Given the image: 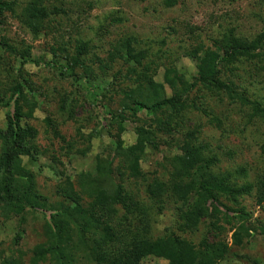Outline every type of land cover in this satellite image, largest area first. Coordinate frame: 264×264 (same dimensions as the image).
<instances>
[{"label": "trees", "instance_id": "trees-1", "mask_svg": "<svg viewBox=\"0 0 264 264\" xmlns=\"http://www.w3.org/2000/svg\"><path fill=\"white\" fill-rule=\"evenodd\" d=\"M164 1L167 8L178 4V0ZM47 4L46 0L0 1V24L4 25L9 14L35 40L63 31V18L60 17L63 15L67 18V11L51 8ZM112 21L118 23L120 20ZM74 26L72 24L69 29L74 30ZM59 40H56V46L51 47V61L42 59L43 64L55 69L59 84L70 82L81 88L86 93V102H92V105L101 102L105 115H98V128L108 130L116 125L119 130L113 137L112 155L109 161L99 163L96 176H81L77 183L68 180L61 195L71 203L69 207L63 203L52 204L40 194L36 175L26 167L24 159L35 164L38 156L42 155L39 131L28 121L33 120L35 111L41 108L40 98H47L49 93L37 87L25 69L29 61L33 62L27 44L22 42L19 46L0 37V66L8 73V79L0 89V109L8 110L6 128L0 129V219L17 218L24 222L29 211L44 214L49 242L37 249L33 264H145L148 258L163 259L168 264H215L227 252L226 245L206 239L199 247H194L187 239L173 235L155 239L151 232V221L145 219L142 204L134 200L122 183L113 179V174L118 172L121 179L125 177V172L130 178H144L141 164L146 151L149 148L159 151L162 146L173 148L184 113L199 110L195 99L191 103L189 100L194 91H197L194 94L207 91L224 95L232 104L248 107L251 118L260 120L264 125V103L250 100L245 93H240L234 80L223 78L226 72L234 76L244 60L261 61L264 69V41L261 38L248 41L232 29L214 41V49H206L204 44H198L185 53L187 58L197 62L198 74L193 83L185 80L175 65L166 70L165 83L175 93L174 97L167 98L164 86L157 85L154 78H146L144 74V77L141 75L136 79L134 87L119 91L117 104L110 89L120 85L121 79L130 81V78L133 79L131 74L137 71L129 69L126 74L119 71L113 76L112 83L109 80L111 64L119 57L129 64L133 60L138 67H154L156 63L148 60L150 53H138L134 48L135 40L127 38L118 41L115 53L110 54L106 64L97 57L90 59L94 50L90 47L91 42L77 39L74 47H71V41L64 43L62 36ZM145 61L146 65L143 64ZM96 66L99 73H96ZM53 94L61 97L60 112L70 119H76L80 95L72 98L73 92L64 90L60 94L56 87ZM107 99L110 103L105 104L104 100ZM25 106H29L27 111ZM142 115L148 121H153L154 126L138 127V141L132 147H125L122 135L126 131V119L134 120ZM214 121L221 125L220 120ZM46 125L56 137L61 136L59 128L50 118L46 120ZM198 131L188 133L185 140L176 142L180 154L174 158V174H171L168 185L158 181L149 185L154 203H160V199L166 197L191 206L185 216L187 233L198 230L204 217L215 219L219 211L216 204L223 199L237 204L240 199L251 197L256 191L258 204H264V177L256 187L248 183L245 168H239L233 175H212V168L220 161L210 151L209 145L199 140ZM100 132L97 131L98 134ZM90 136L92 140L97 138L96 134ZM116 162L119 166L117 170L114 169ZM191 200L195 201L194 205L189 203ZM224 208V216L229 223L231 211ZM120 210H124L126 215L119 217ZM159 210L161 212L162 207ZM238 214L248 221L244 208ZM258 228L264 237V225ZM74 232L75 242L72 240ZM254 233L247 226H242L234 236L235 245L242 246L244 240L252 238ZM0 264L20 263L0 257Z\"/></svg>", "mask_w": 264, "mask_h": 264}, {"label": "rangeland", "instance_id": "rangeland-1", "mask_svg": "<svg viewBox=\"0 0 264 264\" xmlns=\"http://www.w3.org/2000/svg\"><path fill=\"white\" fill-rule=\"evenodd\" d=\"M46 1L51 8L58 7L67 11V18L63 15L60 17L63 18V31L35 40L18 20L8 14L4 25L0 24V37L19 46L22 42L27 44L32 52L33 62L29 61L25 69L31 76V81L49 93L47 98H40L41 108L35 111L34 119L28 121L39 131L38 141L42 155L38 156L35 164H30L27 159H24V164L36 175L40 194L55 205L63 203L70 206L71 203L66 202L61 195V190L67 186L68 180L77 183L81 176H96L99 163L110 160L113 137L119 132L116 125L108 130H100L97 117L105 112L101 108V102L94 105L92 102H86V93L81 88L70 82L59 84L55 69L43 64L42 59L51 61V47L56 46V40L60 41L61 36L64 37V43L71 41V47H74L77 39L91 42L90 47L94 50L90 59L97 57L106 64L110 54L115 53L118 41L127 38L135 40L137 45L134 44V48L138 53H150L148 60L156 64L154 67L145 66L146 68L138 67L133 60H130L129 64L114 56L116 61L109 69V80L112 83L113 76L119 71L125 74L130 70L137 71L135 74L130 73L133 78H130V81L121 79L120 85L110 89L117 104L119 91L134 87L137 84L136 79L141 75L144 77V74L147 75L146 78H154L157 85L164 86L167 98L174 97L175 93L165 83L166 70L175 65L179 74L193 83L198 74L197 62L187 58L185 53L198 44H204L206 49H214V41L232 29L248 41L258 38L264 41V0H178V4L173 8H167L164 0ZM113 19L120 21L116 23ZM72 24H75L74 30L69 29ZM67 31L70 33L66 34ZM143 64L146 65L147 62ZM238 67L234 76L226 72L223 78L234 80L240 93H245L250 100L264 103V69L261 61L244 60ZM95 69L96 73L100 72L97 66ZM14 75L17 76V72ZM7 79L8 73L0 66V89H3ZM55 87L60 94L64 90L73 92L72 98L80 95V108L76 111V119H70L60 112L61 97L53 94ZM194 92L189 100L191 103L195 99L199 110L192 109L184 113L183 122L177 128L174 147L162 146L159 151L151 148L146 151L141 164L144 178H130L128 172H125V177L121 179L119 173L113 171V179L122 183L134 200L142 204L145 219L151 221V232L155 239L180 236L191 242L194 247H199L206 239L220 241L227 246V252L220 256L215 264H264V237L260 235L258 228L264 225V204H258L256 191L251 197L240 199L237 204L231 203V200H221L220 204H216L219 209L217 217H204L198 230L192 233L185 231V216L190 212V205L166 197L160 199V203H154L152 200L149 185L154 181L166 185L174 174V158L180 154L176 142L185 140L188 133L198 130L199 140L208 144L210 151L217 155L220 161L212 168V175H233L239 168H245L248 171V183L256 187L264 177V125L261 121L251 118L248 107L239 103L232 104L224 95L207 91L196 95ZM104 101L102 102L105 104L110 103L109 99ZM25 107L27 111L29 106ZM205 111L208 114L205 115ZM7 113V109H0V129L6 128ZM48 118L59 128L60 137H56L46 125ZM214 118L220 120L221 125H218ZM151 125L154 126L153 121H148L144 115L134 120L127 118L124 124L126 131L122 135L124 146L132 147L136 144L138 127L149 128ZM97 131L101 132L98 134ZM91 134H96L97 138L90 139ZM163 137L165 138L164 135ZM118 168L116 162L114 169ZM189 203L194 205L195 201L191 200ZM224 207L231 211L229 223L224 216ZM242 208L248 214V221L238 214ZM119 215L122 217L126 213L120 210ZM242 226H247L251 232L256 233L252 238L245 239L242 246H236L234 236ZM75 239L76 232L72 234L73 242ZM48 242L46 219L41 211H29L24 222L17 218L0 219V257L4 260L33 264L37 249L46 246ZM144 263L168 264L166 260L156 258H148Z\"/></svg>", "mask_w": 264, "mask_h": 264}]
</instances>
